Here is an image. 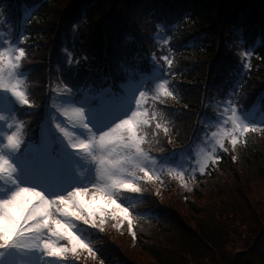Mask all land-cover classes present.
Instances as JSON below:
<instances>
[{
    "label": "trees",
    "instance_id": "obj_1",
    "mask_svg": "<svg viewBox=\"0 0 264 264\" xmlns=\"http://www.w3.org/2000/svg\"><path fill=\"white\" fill-rule=\"evenodd\" d=\"M0 28L25 49L20 69L31 80L24 85L29 104L16 109L28 121L25 144L55 90L73 101L110 81L118 90L154 62L172 92L171 101L152 105L155 118L141 128L142 147L154 154L198 139L199 120L223 103L234 102L239 113L264 107V0H0ZM162 35L166 43L158 42ZM238 138L233 145L229 136L202 172L183 177L186 185L165 176L170 202L152 194L121 197L135 223L133 246L79 227L95 257L104 264H222L234 232L262 213L243 193L250 178L264 177V125ZM244 204L231 231L220 216L234 218Z\"/></svg>",
    "mask_w": 264,
    "mask_h": 264
},
{
    "label": "rangeland",
    "instance_id": "obj_2",
    "mask_svg": "<svg viewBox=\"0 0 264 264\" xmlns=\"http://www.w3.org/2000/svg\"><path fill=\"white\" fill-rule=\"evenodd\" d=\"M228 40V37L226 36ZM159 42H166V37L161 36L158 37ZM20 48L19 42H11L5 35V32L2 28H0V51H4L5 54L10 57L12 62H15V58L18 55V49ZM169 60L168 56L165 54H161V60L165 62L167 66V60ZM22 59V58H21ZM21 62V61H20ZM20 65V63H19ZM19 65L16 69L12 70V75L9 76V70L5 69L3 76L4 82L14 83L17 85V90L24 93L25 98L26 92L24 89V85L28 82H31L28 78H24V74L19 73ZM153 66L157 68H161L159 63H153ZM159 80L156 81L152 92L146 93L144 98H140V91L144 92V86L141 83H132L127 86L125 95H135L137 99H141V105L139 109H137L135 100H132V109L139 110L144 112V119L150 120L155 118V113L152 111V105L154 103L163 104L164 101L168 100L166 95L159 87L162 80H166L165 87L170 91V84L168 82V78H165L161 73L159 74ZM133 89H135L133 93ZM62 91L57 89L55 95H53L51 100V107L54 109L47 110V119L45 127L43 126L44 136H46V143L52 147L51 141L47 139V132H53L56 134L57 139H52L53 142L59 141L61 146L66 149H73L76 151L77 155L80 157H87L89 154V150L80 148L79 145L81 142L89 143V140L92 138H97L99 140V133L102 130V122L100 121L99 125H93L91 123V114L89 112V105H80L77 106L74 101L67 99L62 95ZM171 92V91H170ZM171 101V100H168ZM87 102V101H86ZM12 103H17L20 107L25 110L28 108V105L22 104L17 97H15L10 90L5 91L0 89V154L6 155L12 158L15 161L16 155L19 153V149H25L24 152L27 151L24 143V136L21 135L23 131V124L27 120H19L15 117L14 111H12L13 105ZM170 103V102H169ZM150 104V105H149ZM173 104V102H171ZM231 105H227V103L220 105V109L224 113L223 115H218L214 119L207 121L205 126L206 129H212L211 132L207 134L206 129L204 131V135L200 142H198L195 148L192 150L191 154L188 156L185 153L178 151L177 155L174 154L170 157L171 159L166 160L164 158H159L152 154L151 151L144 149L150 154V156L155 157V162H148V168L151 169L150 176L151 178L144 177V173L141 172L134 165H127L121 172L120 178L125 181H130L135 187L139 189V191H132L130 188H119L114 189V195L112 199L116 200L122 207H126L128 209V213L125 216H120L117 214L116 217L112 215V209L115 208V205L104 206V201H98L100 207L103 208V214L101 212H97L94 216L87 217V221L85 220H76L74 217L72 218V231L80 237V233H78V228H86L93 229L96 232H99L101 235L105 237H112L114 240L118 239L119 242H122L124 245H127L133 241V234L135 230V223L133 220V215L129 210V205L121 200V197L124 194H133L137 196L149 195L152 194L157 198L162 199L165 203L170 202L171 193H167L168 189H166V184L164 183V177L175 181V185L177 187H181L182 184L186 185L188 181L183 178L185 174L194 175V172H202L204 168L207 167L209 162L215 159L216 150L218 148H222L227 138L232 136L233 124L231 122ZM83 108L84 112H77V109ZM14 110V108H13ZM227 110V111H226ZM131 115V112L128 113ZM250 120L245 118V123ZM24 122V123H23ZM41 122V120H40ZM148 122V123H149ZM264 122V114L260 115L257 118V124H261ZM23 123V124H22ZM88 123V127L85 128L84 124ZM28 124V123H27ZM59 124L60 128H57L56 125ZM50 125V127H48ZM148 124L144 125L147 126ZM143 128V127H141ZM141 128L137 129V135L143 138V134L141 135ZM63 129V131H61ZM107 131V129H105ZM16 134L17 139L20 141V147L17 150V153H14L11 147L8 145L7 137ZM215 133L216 135H213ZM245 134V133H244ZM244 134H238V137H243ZM52 136V134L50 133ZM119 135V134H117ZM207 135V136H206ZM53 138V137H52ZM55 144V143H54ZM124 141L123 140H115L113 143L101 146L98 141V153L96 156V160L91 164H89L88 169L86 166H78L73 162L72 168H74L75 172L78 173V177L75 178V186L76 187H87L88 194L84 197L85 199H89L91 193L96 190L95 181L97 180V168L99 166L100 159H119L121 155H127V150L123 148ZM75 145V147H74ZM69 146V147H68ZM89 158V156L87 157ZM175 159V161H173ZM77 162V161H76ZM86 167V170L84 169ZM167 172V173H164ZM172 172V173H171ZM163 176V177H162ZM107 184H111V181H106ZM25 187L35 186L37 187V191H43L46 196H50L60 192L64 185L63 184H52L49 182V178L47 177H37V180L34 184L29 183L26 185H22ZM246 186V185H245ZM13 189V185L11 182L7 180V178L0 179V199L6 198L8 194H10V190ZM71 191V189H69ZM174 192V191H173ZM247 197L245 200L248 201L247 205L250 207L252 204L255 205L254 213L257 215V211H261L262 213L258 216L259 218H248L247 225L241 226L240 231L235 234V236L231 237L227 244L226 249V260L222 261V264H231L232 260H236L234 264H264V177L258 178H250V182H248L246 192L243 193ZM233 197L234 194L232 193ZM26 198H30L31 194H25ZM229 196L227 195V199ZM246 204L239 206L232 213L234 218H231V215L220 216L222 218V222L225 220L229 221V228H234L235 225L238 226L239 220L242 216V213L245 211L246 213ZM55 211V208L52 209ZM63 214L61 212H55V218H60ZM86 215V214H85ZM224 219V220H223ZM101 220L103 223L101 224ZM129 220H131L132 228L129 230L128 224ZM257 221V222H256ZM261 222L260 224H257ZM256 223V224H254ZM262 224V226H261ZM236 227V226H235ZM232 231V230H231ZM235 231V230H234ZM51 237V242L54 246L65 245L67 247H71L66 239H60L58 237L51 236L50 233L45 230L42 235V240L49 239ZM81 238V237H80ZM89 247L92 248L93 253L95 252L93 247L85 241V239L81 238ZM26 243L33 244L34 241L32 239H28L25 241ZM129 245H131L129 243ZM133 246V245H131ZM216 258L220 257L222 253H215ZM77 255L79 258H77ZM77 255H73L71 252H65L62 256H48L43 249L42 242L40 243V247L33 248V250H16L11 249L8 250L6 256L0 260V264H8V261L11 260L14 264H44L41 261L48 260V264H60L61 262H68L70 260L76 261L80 264H104L99 261L95 257V253L89 254L87 250L83 248H78ZM223 258V257H222ZM71 261V262H72ZM209 261V260H207ZM150 260H148L147 264H150ZM221 262V261H219ZM152 264V263H151Z\"/></svg>",
    "mask_w": 264,
    "mask_h": 264
},
{
    "label": "snow or ice",
    "instance_id": "obj_3",
    "mask_svg": "<svg viewBox=\"0 0 264 264\" xmlns=\"http://www.w3.org/2000/svg\"><path fill=\"white\" fill-rule=\"evenodd\" d=\"M17 51L15 62H12L4 51H0V89L10 90L22 104L28 105V99L25 98L23 92L17 90L16 84L4 82L5 69L9 70V76H11L12 70L17 68L21 58L25 56L23 47ZM244 55L247 56L249 53L245 52ZM165 59L169 65L172 64V61L167 57ZM165 83L167 81L162 80L159 85L160 89L166 95L172 96V92L164 86ZM134 91L135 89H133V93ZM145 95V92L140 91V98H144ZM132 100H135L137 109H139L141 99H137L134 94L113 96L88 109L93 119L102 122V130L99 133L100 145L103 147L115 140H123V148L127 150V155H121L119 159L99 160L97 180L95 181L96 190L91 193L89 199L84 198L88 194V188L86 186L76 187L72 181V154L62 148L52 149L49 144L44 143L33 150L22 154L18 153L15 161L0 154V179L6 177L13 185L10 194L6 198L0 199V260L6 256L8 250H33L34 247H40L41 242L44 252L48 256H62L65 252L77 255L78 248H83L89 254L94 255L92 248L72 231V218L88 222L87 217L94 216L98 211L103 214V208L100 207L98 201H104L105 207L115 205V208L112 209L113 217H116L117 214L125 216L128 209L112 199L115 194L113 190L130 188L136 192L139 189L130 181L121 179L120 172L127 165H134L144 173V177L151 178L150 171L152 170L148 168V162H155V157L150 156L141 147L143 138L137 135V129L148 124L149 121L143 118L144 112L132 109ZM230 105L228 110L231 111L230 119L234 126L231 142L236 145V133L242 135L249 131L255 132L258 129V124L250 121L245 123V118L237 114V105L234 102H230ZM76 111L83 113L84 109L80 108ZM129 112H131L130 116ZM56 127L60 128V125L57 124ZM84 127L87 128L88 123L84 124ZM155 127L159 129L160 125L157 124ZM167 131L165 129V132ZM213 135L216 134L213 133ZM7 141L13 152L17 153L20 141L16 134L9 135ZM79 147L87 149L89 144L81 142ZM37 177H47L50 183L63 184L64 187L49 198L43 191H37L35 186H22L29 184ZM106 181H111V184H107ZM25 194H31V197L26 198ZM53 208L55 211L52 210ZM55 212H61L63 215L60 218H55ZM102 223L103 220H101ZM128 227L131 230V220H129ZM45 230L51 236L66 239L71 247L54 246L51 237L42 240ZM28 239H32L34 243H26L25 241ZM77 258H79L78 255ZM8 264H14V262L9 260Z\"/></svg>",
    "mask_w": 264,
    "mask_h": 264
}]
</instances>
